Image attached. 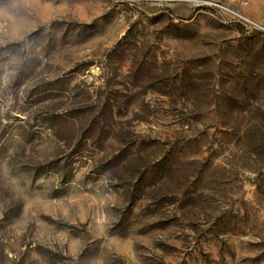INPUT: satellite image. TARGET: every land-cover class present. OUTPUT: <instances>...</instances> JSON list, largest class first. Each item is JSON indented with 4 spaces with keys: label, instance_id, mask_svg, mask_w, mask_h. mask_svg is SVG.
I'll return each mask as SVG.
<instances>
[{
    "label": "rangeland",
    "instance_id": "rangeland-1",
    "mask_svg": "<svg viewBox=\"0 0 264 264\" xmlns=\"http://www.w3.org/2000/svg\"><path fill=\"white\" fill-rule=\"evenodd\" d=\"M0 264H264V0H0Z\"/></svg>",
    "mask_w": 264,
    "mask_h": 264
}]
</instances>
